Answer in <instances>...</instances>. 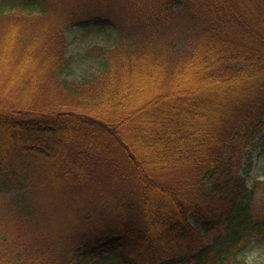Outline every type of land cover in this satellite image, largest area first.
<instances>
[{
  "label": "trees",
  "instance_id": "obj_1",
  "mask_svg": "<svg viewBox=\"0 0 264 264\" xmlns=\"http://www.w3.org/2000/svg\"><path fill=\"white\" fill-rule=\"evenodd\" d=\"M57 2L0 0V264H246L264 227L244 176L264 133V0H119L121 25L79 6L58 21ZM83 14L118 36L71 78ZM86 191L97 242L64 245L49 215L75 226Z\"/></svg>",
  "mask_w": 264,
  "mask_h": 264
},
{
  "label": "rangeland",
  "instance_id": "obj_2",
  "mask_svg": "<svg viewBox=\"0 0 264 264\" xmlns=\"http://www.w3.org/2000/svg\"><path fill=\"white\" fill-rule=\"evenodd\" d=\"M118 2L119 0H58L56 4L57 7L51 8L53 9L54 18L58 21L62 20V18H66V15L71 14V12L77 8L76 6H79L84 14L87 13L86 11H91L95 14L106 11L111 18L115 19L114 21L121 25L125 23V20L123 19L126 14L125 10L127 7H119ZM88 18L89 16L84 15V17L80 19H74L72 21L73 23L68 24L66 27L65 36L69 42L67 56L71 60V78H82L87 75L89 76L91 74L98 73L100 68L99 61L87 56V50L95 45L109 47L114 43L116 37L118 36L117 23L106 20V18L96 19L97 21H88ZM187 20L186 15L181 17L176 27H174L172 33L173 35H176L177 38L182 32L188 29L190 20ZM132 26H134L133 23H130V20H127L126 30H133L134 27ZM156 30L161 29L160 27H157ZM172 39L177 41L174 38ZM247 158H252V163L248 173H246V171L244 176L252 184L261 183L258 186L257 201L254 206L255 209L257 208L263 216L264 203L262 201V197H264V133L260 135L249 148ZM90 197L91 195L89 191H86L83 194V201L80 205L81 213L77 218V222L74 223L75 226L70 227V224L72 223L69 221V217L64 216L58 219L54 214L49 215V219H52V222H50L51 225L55 224L60 226V224H62L59 230V233L61 234L60 242L62 244L65 245V241L67 239L71 246L76 244H95L97 242V237L94 233H88L93 229L89 228L86 230V227L89 224L86 219L90 213L92 216L95 215V219L92 221V224L94 225L96 218H98L100 213L103 212L99 210L96 201ZM3 199L2 201H9L10 197L5 196ZM73 211L76 219V211ZM79 220L80 224L82 223L80 235L78 231L74 233V230L69 233L68 229L75 228L76 225H79ZM20 226L25 235L28 233L30 238L38 239L45 235L44 225H40V223L31 229V226H28L25 223L20 224ZM242 246L244 250L243 258L245 259L246 264H264V227L256 232L253 237H249Z\"/></svg>",
  "mask_w": 264,
  "mask_h": 264
}]
</instances>
